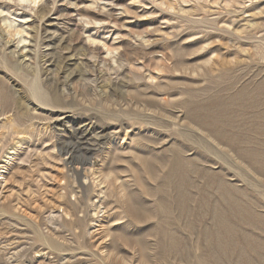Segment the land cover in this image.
Returning <instances> with one entry per match:
<instances>
[{"label": "rangeland", "instance_id": "obj_1", "mask_svg": "<svg viewBox=\"0 0 264 264\" xmlns=\"http://www.w3.org/2000/svg\"><path fill=\"white\" fill-rule=\"evenodd\" d=\"M0 264H264V0H0Z\"/></svg>", "mask_w": 264, "mask_h": 264}, {"label": "bare ground", "instance_id": "obj_2", "mask_svg": "<svg viewBox=\"0 0 264 264\" xmlns=\"http://www.w3.org/2000/svg\"><path fill=\"white\" fill-rule=\"evenodd\" d=\"M19 33V32H18ZM51 60L54 62L55 61V59H53L52 57H51ZM72 77H74V76H77V74H72L71 75ZM65 87H66V89L67 90H70V89H72V86L70 85V84H65ZM85 89H90L89 88V86L88 85H86V87H84ZM18 116V115H17ZM24 120H23V122H22V120L21 119H19L18 117L17 118H14V121L18 124V126H21L22 124H28L29 126H33V125H35V123H34V120H36L37 119V117H35V116H33V115H31L30 113H29V111H28V113L25 115V117L23 118ZM9 121H12L11 119H5V122H9ZM25 121V122H24ZM61 124H62V122H60ZM57 126V125H56ZM89 130H86V133L88 132ZM74 135L75 136H78V137H80L81 139H83L84 138V136H85V131H80L79 129H74ZM10 154H13V153H10ZM9 154V155H10ZM7 160V162H8V159H6ZM6 165V164H5Z\"/></svg>", "mask_w": 264, "mask_h": 264}]
</instances>
